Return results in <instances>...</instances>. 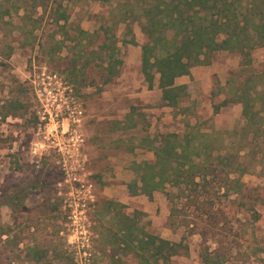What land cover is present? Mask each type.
<instances>
[{
    "label": "rangeland",
    "instance_id": "1",
    "mask_svg": "<svg viewBox=\"0 0 264 264\" xmlns=\"http://www.w3.org/2000/svg\"><path fill=\"white\" fill-rule=\"evenodd\" d=\"M144 3L0 0V232L10 230L7 241L0 236V264H76L61 174L51 156L37 166L26 159L37 122L31 81L42 70L69 85L83 109L82 151L94 194L89 264H138L133 250L121 244L117 213L133 219L134 233L180 242L167 264H209L203 258L213 252L223 257L220 264H264V129L245 132L241 105L233 101L248 71L264 69V46L250 51L248 66L233 51H214L208 64L195 65L199 72L188 95L162 108L158 88H146L132 55L129 63L124 59L131 40H147L140 30ZM61 12L65 21L57 18ZM110 50L120 64L105 81ZM157 112L166 121L157 124ZM190 130L215 133L224 146L220 152H228L224 163L233 168L238 161L247 171L225 173L221 163L205 185L182 191L167 184L151 198L132 195L131 162L152 161L145 135ZM234 177L239 193L233 192ZM21 188H29L22 203L5 205Z\"/></svg>",
    "mask_w": 264,
    "mask_h": 264
},
{
    "label": "trees",
    "instance_id": "2",
    "mask_svg": "<svg viewBox=\"0 0 264 264\" xmlns=\"http://www.w3.org/2000/svg\"><path fill=\"white\" fill-rule=\"evenodd\" d=\"M141 16L140 30L147 40L140 46V70L149 88L157 75L160 100L165 106L175 107L187 96L185 86L175 85L173 79L188 74L192 66L208 64L214 51H233L239 55L240 65L248 66L250 51L264 46V0H145ZM57 18L65 21L67 16L61 12ZM168 31H171L169 37ZM115 64L119 60L109 54L105 81L117 73ZM241 84L244 86L235 91L233 101L241 105L245 132L264 129V69L248 71ZM225 101L220 100L219 104ZM214 134L198 130L183 134L168 132L148 141L154 161L131 163L135 177L127 184L129 192L151 198L153 192L164 191L167 184L182 191L190 185L202 186L213 181L221 163L225 173L239 176L247 171L238 161L233 162V168L230 163H224L228 152H220L224 146ZM215 139L219 146L214 144ZM232 183L233 192H240L242 187L237 177ZM28 192L29 188H21L5 198L4 204H20ZM165 195L170 197L169 192ZM114 222L122 246L133 250L138 264H167L178 251L180 242L173 243L140 229L134 233L133 219L126 214H114ZM9 233L10 230H4L0 236L4 235L7 241ZM209 255L205 254L203 263L223 261L218 253L213 252L212 258Z\"/></svg>",
    "mask_w": 264,
    "mask_h": 264
},
{
    "label": "built area",
    "instance_id": "3",
    "mask_svg": "<svg viewBox=\"0 0 264 264\" xmlns=\"http://www.w3.org/2000/svg\"><path fill=\"white\" fill-rule=\"evenodd\" d=\"M31 81L37 102L34 139L26 148L27 162L37 166L51 156L67 191L62 198L70 225L76 264H89L92 256L88 213L94 203L93 183L85 169L81 131L83 109L72 88L54 73L38 72Z\"/></svg>",
    "mask_w": 264,
    "mask_h": 264
},
{
    "label": "crops",
    "instance_id": "4",
    "mask_svg": "<svg viewBox=\"0 0 264 264\" xmlns=\"http://www.w3.org/2000/svg\"><path fill=\"white\" fill-rule=\"evenodd\" d=\"M143 44V43H142ZM129 47H131V48H128V50H127V55L124 57V59H125V61L127 62V63H129V61L130 60H132L131 59V55L133 56V63L135 64V65H137V67H138V69H139V71H140V73H141V70H140V57H141V48H140V46H141V44H137L136 43V41L133 39V40H131V42H129V45H128ZM111 51V50H110ZM112 55H113V57H114V54L112 53V51L110 52ZM109 55H107V57H108ZM119 64H120V60H119ZM198 67H195V66H192V67H190V69H189V73L188 74H182V75H179V76H177V77H175L174 79H173V82H174V84L175 85H184L185 86V90H186V92H187V86H188V84H189V82H190V79L192 78V77H196L197 76V73L199 72L198 70ZM141 75H142V73H141ZM142 77H143V75H142ZM110 80V79H109ZM144 80V79H143ZM145 82V81H144ZM146 83V82H145ZM153 85H155L156 87H157V75L155 74V76H154V79H153ZM152 85V86H153ZM151 86V87H152ZM150 87V88H151ZM146 88L147 89H150L149 87H147V83H146ZM158 88V87H157ZM158 90H159V99H160V94H161V92H160V89L158 88ZM187 95H188V92H187ZM160 104H161V106H162V108L163 107H170V106H165V105H163L162 103H161V100H160ZM172 108V107H171ZM159 115V113L157 112L156 113V119H157V124H160V122H159V120L161 119L162 121H166V119L168 118V116L166 115H164L165 117H161V116H158ZM163 119H165V120H163ZM161 134H164V133H161ZM160 135V134H159ZM158 135V136H159ZM158 136H156V137H154V136H149V135H145V137H144V139L145 140H148L149 142H150V140H153V139H156ZM156 144V142H154V145ZM145 152H149L150 153V155H149V159H152V161H148V160H142V161H147V162H153L154 161V155H153V152H152V150L150 149V143H149V145H148V147H147V149L145 150ZM139 162H141V161H139ZM139 162H135L134 161V163H139ZM131 163H133V162H131ZM155 192H157V191H155ZM154 193V192H153ZM153 193H152V195H153ZM109 196H113V194H111V193H109Z\"/></svg>",
    "mask_w": 264,
    "mask_h": 264
}]
</instances>
